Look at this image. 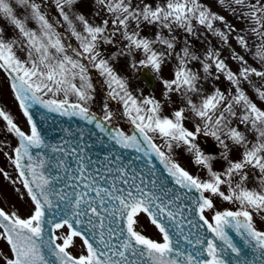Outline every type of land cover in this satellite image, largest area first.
Segmentation results:
<instances>
[{
	"label": "snow or ice",
	"instance_id": "1",
	"mask_svg": "<svg viewBox=\"0 0 264 264\" xmlns=\"http://www.w3.org/2000/svg\"><path fill=\"white\" fill-rule=\"evenodd\" d=\"M96 2L112 17L113 31L110 34L108 19L102 20L100 25H93L84 15H71L66 11L77 0H55L59 15L67 22L69 35L78 42L73 47L64 40L51 18L41 10V5L35 0H16V3L30 9L31 18L39 24L38 31L28 29L17 18L12 0H0V16L11 22L26 45L27 58L21 60L15 52L16 41H6L0 37V69L10 77V88L23 115L30 122V134L22 131L3 108H0V118L6 122L7 132L19 138V146L14 149V158L9 159L18 170L19 182L26 190L20 193L17 189V192L21 197H29L33 205L27 218L0 208V239L7 242L11 253L0 255V261L2 264H228L223 255L226 249L237 255L241 250L233 243L226 228L234 229L247 245L260 250L264 256V230L258 229L254 224L253 216V211L264 212V192L244 186L248 180L246 166L259 170L260 183L264 185V110L241 88V81L251 83L250 77L264 78V70L249 67L243 56L234 55L233 58L240 65L237 74L219 58L217 51L209 50L204 61H201L185 45L181 52L176 53L179 59L174 78L165 81L169 91L175 86L177 90L183 88L186 93L199 94L200 76L192 70L190 64L200 62L206 74H212L211 70L215 68L234 86L235 95H226L216 89L202 98L200 105L192 103L191 98H188L191 110L205 121V127L226 130L224 134L230 141L245 147L242 160L230 162L224 174L226 178H222L221 174L212 171L209 163L211 157L205 156L192 142L195 133L183 126L184 110H177L174 119L162 117L159 102L149 98L138 100L134 97L127 90L126 81L115 72L110 60L102 55L100 46L112 45L113 37L119 35L126 41L127 53H144L146 58L139 61L140 65L159 71L165 56L171 55L175 49V37H165L160 33L155 39L141 37L142 23L158 25L169 33L174 28H179L191 34L194 32L193 21H196L224 42L235 31L234 27L229 25L227 32L215 30L214 22L224 21V17L204 9L197 0H165L163 4L156 6L148 4L146 0H141L139 4H133L132 0ZM219 2L223 3V0ZM233 4L247 9L240 15L253 23L251 31L264 40V0H253L251 3L248 0H230L229 6ZM232 11L235 13L236 8L233 7ZM76 22L81 25L80 31L76 28ZM132 25L135 27H131ZM236 40L242 48L248 49L244 36L237 35ZM156 43L168 51L157 52L153 48ZM119 54L125 53L121 50ZM109 55L113 59L116 56L115 53ZM256 55L264 62V44L257 50ZM131 66L136 67L135 64ZM93 70L105 78L108 98L121 103L124 116L134 126L132 134L107 126L114 115L107 103L104 104L103 115L100 117L85 106L93 99ZM256 92L264 100V86L256 88ZM60 95L63 96L62 99L55 98ZM47 96L53 98L45 99ZM69 96H75L77 102L70 103ZM35 106L69 119L78 117L87 124L94 125L121 148L135 149L143 153L148 158V163H151L155 154L164 165L167 177L182 190V194L173 192V189L166 186L165 180L159 177L150 179L149 187L143 176L133 174L128 177L123 167L116 168L115 172L125 187L115 183L110 187L98 186L97 177L88 173L83 157H78L79 166L76 176L73 177L74 180H79L75 187L81 190L77 192L74 189L70 195L64 189H58L56 184L61 181V177L46 175V161L38 158L42 153L37 152L34 156L32 149L50 148L54 153H64L65 148L45 143L31 111ZM236 106L242 112L240 123L250 125L259 135L257 143L250 148L244 134L229 126L230 118L237 117L234 110ZM217 130L208 134L227 149L228 145L220 138ZM199 131L198 127L197 132ZM150 133L164 138L169 150L174 142L187 145L189 151H194L195 162L207 168L211 178L207 181L194 178L179 164L173 163L154 142ZM68 154L76 155L77 149L71 148ZM63 163L62 160L59 161L57 167H63ZM154 168L155 165H152L150 171ZM107 172L111 174L113 168L108 167ZM0 174L16 183L2 169ZM234 178H238L239 182L233 186ZM224 184H227L229 194L220 190ZM157 188L160 189V194L153 190ZM193 191L199 196L190 195ZM205 192L226 201L238 202L239 210L216 212L213 226L204 216L205 209L213 208V200L206 198ZM185 212L198 213L199 220L207 224L208 230L215 233L226 248H218L214 240H207L198 231L202 227L199 221L188 219ZM140 214H146L150 218L151 225L162 235V242L148 238L138 230ZM185 224L188 226L187 234ZM77 225L80 227L77 228ZM46 228L50 229L47 237ZM170 228L176 231L178 239H173ZM60 229L67 231L62 236L56 235V231ZM77 237L82 239L86 254H72L71 248ZM182 241L188 247H182ZM205 244L206 247H203Z\"/></svg>",
	"mask_w": 264,
	"mask_h": 264
},
{
	"label": "rangeland",
	"instance_id": "2",
	"mask_svg": "<svg viewBox=\"0 0 264 264\" xmlns=\"http://www.w3.org/2000/svg\"><path fill=\"white\" fill-rule=\"evenodd\" d=\"M35 2L40 4L41 10L51 18V22L56 25V30L61 32L64 40L72 44L73 47L77 46L78 42L69 35V28L67 22L63 21L62 17L59 15V9L55 5V0H35ZM132 2L133 4H139L141 0H132ZM146 2L148 4L156 6L159 4H163L165 0H146ZM197 2L204 9L210 11L213 14L218 12L219 0H197ZM12 3L17 18L21 19L28 29L38 31L39 24L37 21L31 18L30 9H27L24 6L16 3V0H12ZM66 11H69L71 15H84L85 18L93 25H100L102 20L108 19V34L113 31V26L111 23L112 17L108 15V13L96 2V0H77V3L70 9H66ZM216 22L218 23V21ZM216 22H214V29H216ZM192 26L194 32L189 37L198 38L200 34L201 36L206 37L212 36V33H210L205 26L199 25L196 21H193ZM76 28L78 31L81 30V25L78 22H76ZM152 33L154 35L160 33L165 37L169 38L175 37V42L177 40L184 41L185 37L188 36L187 32L184 31L183 33L182 30L179 28H174L173 31L169 33L167 29H160L158 25H150L147 23L141 24V37L153 39L154 35H152L151 37L149 36ZM0 37L5 39L6 41H16L15 52L17 56L21 60H25L27 58L26 45L23 42V37L18 33V30L14 28L11 22L5 19L3 16H0ZM113 41L114 42L112 45L103 44L100 46V51L102 55L110 60V63L113 66L115 72L126 81L127 90L134 97H136L138 100L150 98L151 92L144 87L141 81L136 79V75L138 74L137 66H131L132 64L136 65V62L141 61L142 58L145 59L146 57L144 53L142 51H134L131 54L127 53V49L125 48L126 41H124L123 38L119 35L113 37ZM157 46L158 44H155L153 45V48ZM159 48L163 52L168 51L165 48ZM121 50H123L125 54L120 55L119 53L121 52ZM112 53L116 54L114 59L109 55ZM167 56L168 55H166L165 57ZM165 67L166 66L160 68V71L164 73L162 74L163 76H165L168 72L166 69H164ZM169 80H171V78L168 77L166 79L164 78V80L162 81L165 82ZM91 82L93 85V91L91 92L93 99L86 105L90 106V108L95 109L97 112L103 115L104 104L107 103L109 110L114 113L111 122L121 125L122 127H124V129H128L130 122L128 118L123 114V107L121 103L118 101L110 100L107 96L108 87L105 83V78L100 76L97 71L93 70L91 72ZM201 83L202 81H200L199 83L200 92L198 95H200V97L202 95ZM77 84H79V81H77ZM179 90V94L180 96H182V98L180 99L186 101L185 110H187V114L194 116L198 120L193 121L191 120L190 116L184 115L182 124L187 130L196 133L197 128L201 127L202 123L200 122L199 117L191 110V107L188 104L189 95L188 93H186V90L183 88ZM155 96L165 97L162 101H157L164 102L166 106H161L160 108V115L162 117L174 119V114L172 112H176L177 110L183 109L180 102L172 101L169 97L170 94L164 93L163 89H161V92H157ZM47 98L53 97L47 96ZM55 98L62 99L63 96L60 95ZM68 99L77 101V98L75 96H69ZM192 103H194V100H192ZM0 108L6 110L13 117L14 122L21 130L27 133L30 132L29 122L27 118L23 115V111L19 107V104L15 99L14 93L10 88V79L2 69H0ZM5 123L6 122H4L2 118H0V169H2L4 172H7L11 177V180L16 181V183H12L10 180L5 179L4 175L0 174V208H3L5 211H14L21 218H27L33 210V205L29 197H27L26 195L21 197L20 194L17 192V189H19L20 193H24L26 192V190L23 189L22 185L19 182L18 170L15 168V166L11 163L9 159V157L14 158V149L16 148L17 140L15 134L7 132L5 128ZM230 127L237 128L244 134L247 140V146L249 148L257 143L259 135L257 132H255L254 129L250 127V125L248 127H241V129L238 124L233 123L230 125ZM207 128H210L211 131L217 130L211 127ZM217 131L220 135V138L224 140L225 143L228 145L227 149L221 146L220 142L217 140L220 145V149L215 153H210L201 149V147L197 143L195 136L192 142L205 156L211 157L209 163L211 165L212 171L221 174L222 178H226L224 174L227 168L229 167L230 162H240L242 160L245 147L243 145H236L232 141H230L224 134L226 130ZM151 135L155 136L158 139L165 153L170 157V159L174 163L179 164L183 168L189 169L191 172L194 173V175L198 179L202 181H207L211 178L208 169L203 167L202 165H198L195 162L194 151H189L187 145H183L182 143L178 145L174 142L171 150H169L165 145L164 138L154 133H151ZM245 171L247 172L248 180L244 183V186L250 190L264 192V185L260 183L261 174L259 173V170L246 166ZM238 182V178H234L233 186ZM220 190L224 191L226 194H229V188L227 184L221 185ZM208 194L213 200V208L208 210V214L210 216L215 211L229 207H235V209L239 210L240 205L238 202L226 201L211 193ZM253 216L254 224L259 229L264 230V212L255 213L253 211ZM144 218L145 217L142 216L140 217V219H138L139 229L145 232L148 237L152 239H162L161 234L155 231L153 227L149 228L147 226V221ZM64 234L65 232L62 235ZM71 250L76 254H85L86 252L76 240L74 241V245ZM0 255H11L7 242L2 239H0ZM0 264H2V261H0Z\"/></svg>",
	"mask_w": 264,
	"mask_h": 264
},
{
	"label": "water",
	"instance_id": "3",
	"mask_svg": "<svg viewBox=\"0 0 264 264\" xmlns=\"http://www.w3.org/2000/svg\"><path fill=\"white\" fill-rule=\"evenodd\" d=\"M144 78L148 82L149 78L147 74H144ZM31 111L34 114V119L37 123L38 130L41 132L45 143L48 145H57L65 148L64 153H54L51 151L50 148L32 149L34 156L37 152L42 153V156L38 158H42L46 161V175H59L61 177V181L56 184V187L58 189L62 188L65 192L69 193L70 195L72 194L74 189L77 192L81 190L79 187H75V185L79 183V180L73 179V177L76 176V169L79 166L78 157L84 158L88 173L97 177L99 182L98 186L110 187L111 183L108 180L109 173L107 172L108 167L105 165V162L111 160L112 157H114L113 160L120 161L122 154L130 156L133 160L134 155L136 154L137 159H141V162L143 164L142 169L145 184L151 187V185L149 184V180L151 179V177L152 179H156L157 177H159L161 180H165L166 186L168 188L173 189V192H181L182 194V190H180L178 186H176L171 181V178L167 177V172L164 169V165L155 156V154H153L151 163H148V158L145 157L143 153L137 152L135 149L121 148L119 145H116L114 142L110 141L103 133L99 131V129H96L94 125H89L87 124V122L81 120L78 117H73L69 119L68 117L60 116L56 113L47 112L46 110L38 106L33 107ZM91 112L94 113L93 111ZM94 114L97 117H100V115L96 113ZM107 126L109 128H118L116 126L111 125L110 123H108ZM134 130L135 129L133 126L129 135L132 134ZM201 138L205 145H211V143L209 142L210 137L208 135L204 134V136H201ZM71 148L77 149L76 155H78V157H73L72 155L68 154ZM61 160L64 162L63 167L58 168L57 163ZM152 165H155V168L150 171ZM65 169H67V171H65ZM85 183H87V181H85ZM153 190L156 191L157 194H160L159 188ZM171 194L172 193H170V195ZM190 195L196 197L199 196V194L194 191ZM185 216L188 219H194L196 221H199V224L202 225V227H200L198 230L200 233L201 230L204 231V233H212L208 230L207 224H204V221L199 220L198 213L189 214L188 212H185ZM76 227L79 228L80 226L77 225ZM169 230L174 240L179 238L174 229L170 228ZM187 230L188 226L185 224V234H187ZM49 231V228L45 229L46 237ZM229 233L235 235L236 232L234 229H230ZM212 237L215 243L218 245V248H220L221 240L219 239V237H217L215 233H213ZM233 240H236L235 237ZM237 244V247L241 250L239 255L235 253L237 264L260 263L259 261L257 263L256 259L254 258L252 252V245H247L245 243L244 238L240 235L237 238ZM181 246L188 247V245L183 241ZM258 252L259 253L256 254V257H261L262 262L264 256L261 255L260 251Z\"/></svg>",
	"mask_w": 264,
	"mask_h": 264
},
{
	"label": "flooded vegetation",
	"instance_id": "4",
	"mask_svg": "<svg viewBox=\"0 0 264 264\" xmlns=\"http://www.w3.org/2000/svg\"><path fill=\"white\" fill-rule=\"evenodd\" d=\"M248 2L251 3L253 2V0H248ZM229 4H230V0H223V3L219 2V9H218L219 13L218 12L215 13V14H218L219 16L224 17V21H218V23L216 22L215 30L227 32V27L229 25L233 26L235 29V31H233L230 35H228L227 42L222 41L219 37L213 34L212 36H209V37L201 36L200 34L198 38H195V37L191 38L189 36H191L192 33L191 34L187 33L188 36L185 37L184 41L177 40L175 42L176 43L175 49L172 50V54L170 56L168 55L167 57H165L161 64V67L166 66L164 69L168 71V73L165 76L162 75L164 74L162 71L160 70L155 71L150 66H148L155 73V76L157 78L156 88L151 90L149 89L148 85L143 80L142 81L140 80L142 84L144 85V87L147 88L151 92L149 99H154L155 101H162L163 98L165 97L163 96L158 97V96H155V94L157 92H161V89H163L164 93L170 94L169 97L171 98L172 101L180 102L184 110V115L190 116L191 120L193 121H198L194 116L187 114V110H185L186 101L180 99L182 98V96H180L179 94L180 90H177L176 87L173 86V90L169 91L165 86V82L162 81L164 80V78L166 79L169 77L171 78V80L174 78V72L178 67V59H179L176 53L181 52L185 45L189 48V50L192 53L199 56L201 58V61H204L205 55L209 50L217 51L219 54V58L225 62V64L227 65L229 69H231L233 72L237 74H238L240 65L238 61L233 58L234 55L243 56L244 60L247 62V66L255 67L257 68V70H264V62H262L256 55L257 50L261 47L262 44H264V40H262L259 36H257L251 31V28L254 26L253 23L240 15L242 11H247V9H241L240 7H237L234 4L230 7ZM233 7L236 8L235 13L232 11ZM182 32L184 33L183 30ZM237 35H242L245 37V39L248 42L247 50H245L238 44L236 40ZM143 59L144 58H142L141 60ZM136 66H137L138 74H140L143 65H140L139 62H136ZM190 67L192 68L193 71L199 74L200 81H202L201 97L198 94L197 96L195 94L188 93L189 97H192L191 100H194V104L200 105L202 98L206 97L209 94H212L216 89H219L221 92L225 93L226 95H235L234 86L229 81H227L222 74L218 73L215 70V68L211 70L212 74H206L203 71V67L200 62H191ZM250 80H251V83L247 81H241V88L245 91L246 95L254 103L257 104L259 108L264 110V100H261L256 92V88L264 86V78L253 76V77H250ZM159 104L160 106L166 107L164 102H159ZM234 110L237 112V117L230 118V125L233 123H236L239 125V127H248L249 125L247 124H239L240 123L239 117L240 115H242L241 109L238 106H236ZM172 113L174 114L175 112H172ZM199 120L202 123V126L199 127L200 131H206L210 133L211 132L210 128L208 129L207 127H205V121L202 120L200 117H199ZM196 135H197V131L195 133V137L201 149L203 151L210 152V151L205 150L202 147ZM153 138L160 145L158 139L155 136H153ZM160 147L162 148L161 145ZM134 169L136 170L137 168H134ZM140 215H139V219H140ZM138 230L140 231V229ZM63 231L66 232L67 229L58 230L57 235L61 236L64 233Z\"/></svg>",
	"mask_w": 264,
	"mask_h": 264
}]
</instances>
